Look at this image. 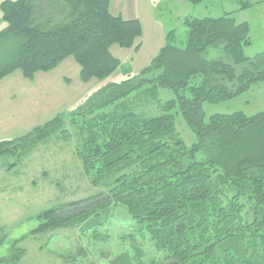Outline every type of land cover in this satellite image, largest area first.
I'll return each instance as SVG.
<instances>
[{"label": "trees", "instance_id": "1", "mask_svg": "<svg viewBox=\"0 0 264 264\" xmlns=\"http://www.w3.org/2000/svg\"><path fill=\"white\" fill-rule=\"evenodd\" d=\"M110 1L2 2L0 81L15 71L31 81L69 57L83 83L106 80L122 66L110 48L137 50L142 36L138 20L109 13ZM183 25L188 36L182 46L169 32L145 68L106 83L67 114L85 135L75 149L83 173L90 186L104 191L42 211L30 236L85 227L98 239L102 216L120 206L135 223L130 242L142 238L160 254L149 264H264V110L208 118L203 110L204 104L232 100L264 83V52L245 56L250 26L230 14L186 18ZM212 47L227 61L206 60ZM164 91L171 99L160 100ZM142 98L161 103L162 113L145 116L126 106ZM176 118L193 135L190 145L177 133ZM62 122L59 114L22 138L1 141L0 157L31 150ZM5 242L0 230V247ZM20 242L11 243V254L1 263L20 264L25 253ZM137 249L110 264H144Z\"/></svg>", "mask_w": 264, "mask_h": 264}, {"label": "rangeland", "instance_id": "2", "mask_svg": "<svg viewBox=\"0 0 264 264\" xmlns=\"http://www.w3.org/2000/svg\"><path fill=\"white\" fill-rule=\"evenodd\" d=\"M134 2L135 7L130 5L126 10L128 15L138 11L141 18L142 36L136 41L139 48L113 45L110 52L122 66L106 80L92 79L83 83L79 78V66L69 57L54 70L37 73L31 81L23 79L19 71L0 81V142L22 138L59 114L64 117L61 127L45 142L31 150L0 157V230L6 236V242L0 247V264L10 256L11 243L20 239L18 247L25 251L20 264H110L120 254L131 256L134 247L142 253L144 264L160 259V254L147 240L133 237L134 242H130L129 236L135 235V223L120 206L111 207L108 214L102 216V227L96 230L98 239L92 238L91 230L85 231V227L29 235L38 226L36 217L42 211L104 191L90 186L83 173L75 149L85 135L79 127L70 124L67 114L106 83H118L145 68L165 45L169 32L175 33L176 46H182L188 36L183 25L186 18H218L230 14L236 22H246L250 26L251 43L244 49L245 56L251 58L264 52V0H208L199 5H190L184 0ZM248 4L251 6L246 7ZM119 9L125 11L113 4V15ZM203 57L227 61L213 47L208 48ZM171 97L168 91L160 93L161 101ZM126 106L145 116L162 113L161 103L143 98L128 102ZM203 110L206 118L237 112L253 116L264 110V83L252 86L232 100L204 104ZM176 130L186 145L194 142L193 135L178 118ZM64 134L68 137L63 138ZM202 157L201 153L197 154V160Z\"/></svg>", "mask_w": 264, "mask_h": 264}, {"label": "crops", "instance_id": "3", "mask_svg": "<svg viewBox=\"0 0 264 264\" xmlns=\"http://www.w3.org/2000/svg\"><path fill=\"white\" fill-rule=\"evenodd\" d=\"M4 1H16V0H0V4ZM137 1V0H136ZM113 4H116L119 8H125V11L122 12L121 9H119L117 11V13L115 15H113L112 13V7H113ZM130 5L132 7H135V2L134 0H111L110 1V5H109V13L113 16H117V15H121V17L124 19V20H138L140 21L141 23V18L139 16V13L138 11H136L134 14H127V10H126V7H130ZM1 18H2V14L0 12V31L3 30L5 27H6V24H4L2 21H1ZM37 127V126H36Z\"/></svg>", "mask_w": 264, "mask_h": 264}]
</instances>
